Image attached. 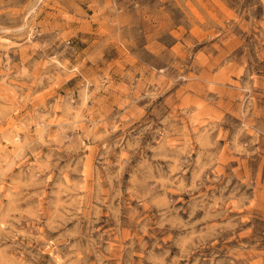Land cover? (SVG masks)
Here are the masks:
<instances>
[{"label": "rangeland", "instance_id": "374dc122", "mask_svg": "<svg viewBox=\"0 0 264 264\" xmlns=\"http://www.w3.org/2000/svg\"><path fill=\"white\" fill-rule=\"evenodd\" d=\"M0 264H264V0H0Z\"/></svg>", "mask_w": 264, "mask_h": 264}]
</instances>
